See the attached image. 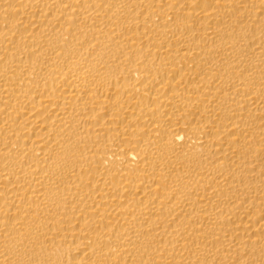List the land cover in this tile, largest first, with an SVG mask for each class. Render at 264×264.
<instances>
[{"label":"bare ground","instance_id":"obj_1","mask_svg":"<svg viewBox=\"0 0 264 264\" xmlns=\"http://www.w3.org/2000/svg\"><path fill=\"white\" fill-rule=\"evenodd\" d=\"M0 264H264V0H0Z\"/></svg>","mask_w":264,"mask_h":264}]
</instances>
